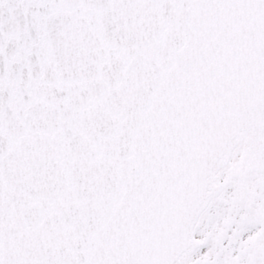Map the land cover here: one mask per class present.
<instances>
[{"label": "snow or ice", "instance_id": "1", "mask_svg": "<svg viewBox=\"0 0 264 264\" xmlns=\"http://www.w3.org/2000/svg\"><path fill=\"white\" fill-rule=\"evenodd\" d=\"M0 264H264V0H0Z\"/></svg>", "mask_w": 264, "mask_h": 264}]
</instances>
